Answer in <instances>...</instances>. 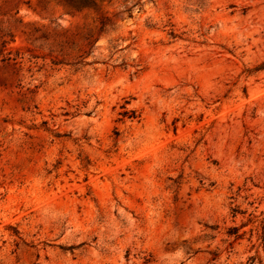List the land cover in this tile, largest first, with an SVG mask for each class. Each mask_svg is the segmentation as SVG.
Here are the masks:
<instances>
[{"label":"rangeland","instance_id":"374dc122","mask_svg":"<svg viewBox=\"0 0 264 264\" xmlns=\"http://www.w3.org/2000/svg\"><path fill=\"white\" fill-rule=\"evenodd\" d=\"M0 264H264V0H0Z\"/></svg>","mask_w":264,"mask_h":264},{"label":"trees","instance_id":"16d2710c","mask_svg":"<svg viewBox=\"0 0 264 264\" xmlns=\"http://www.w3.org/2000/svg\"><path fill=\"white\" fill-rule=\"evenodd\" d=\"M66 3L70 6H73L75 9H81L85 7L89 0H65Z\"/></svg>","mask_w":264,"mask_h":264}]
</instances>
